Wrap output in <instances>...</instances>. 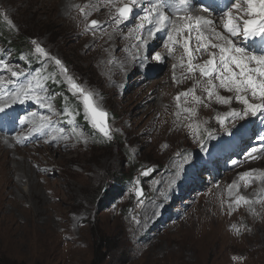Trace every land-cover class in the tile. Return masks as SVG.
<instances>
[{"label": "rangeland", "instance_id": "1", "mask_svg": "<svg viewBox=\"0 0 264 264\" xmlns=\"http://www.w3.org/2000/svg\"><path fill=\"white\" fill-rule=\"evenodd\" d=\"M69 1H54L58 25L32 17V0H0V28L7 27L8 36L0 32V52H8L10 41L24 39L29 59L51 70L73 100L59 109V95L38 87L10 52L0 61V106L5 107L0 112V264H264V203L259 202L264 198V113L225 118L245 109L235 93L217 87L231 103H218L215 95L208 99L206 77L198 69L189 71L184 51L185 39L198 36L195 24L180 37L169 27L153 29L149 36L152 26L136 27L155 0L130 5L132 13L120 23L116 9L129 0L114 5L97 0L93 18L75 20L69 18L77 0ZM228 2L220 0L219 8ZM63 4L71 8L62 15ZM216 5L190 0L188 8L216 16L215 31L240 45L239 37L224 30ZM162 10L175 26L189 23L180 18L186 9L175 7L177 15L169 7ZM233 14L242 12L233 9ZM108 26L117 27L110 31ZM169 32L174 41L168 40ZM201 32L219 41L204 25ZM37 45L47 56L36 52ZM98 45L103 47L95 52ZM194 49L193 43L194 66L215 53L208 48L194 60ZM125 70L121 84L108 82L119 80ZM66 77L90 91L107 112L111 139L86 118ZM28 89L32 92L25 97ZM193 89L201 102L182 95ZM35 95L46 103H37ZM54 138L57 142H51ZM252 148L257 151L249 156ZM248 172L252 177L241 179ZM239 196L252 203L237 206Z\"/></svg>", "mask_w": 264, "mask_h": 264}, {"label": "snow or ice", "instance_id": "2", "mask_svg": "<svg viewBox=\"0 0 264 264\" xmlns=\"http://www.w3.org/2000/svg\"><path fill=\"white\" fill-rule=\"evenodd\" d=\"M106 2L114 5L116 0H106ZM176 3L181 9H186L190 5V0H176ZM242 3L245 6L243 9H241V0H230V2L224 5L223 9H220L219 5H216L217 9L220 11L221 19L224 20V30L229 33L231 37H239L241 40L240 45L234 43L232 39H229L223 33L216 32L214 27H210L213 25V21L205 19L204 17H193L185 14L180 18L189 23L185 24L180 29H176L174 22L162 10L165 7L171 6L167 3V0H155L149 8L144 10L143 16L140 17L141 23L136 26L138 29H143L145 23L152 26L149 29V34L151 35L153 29L159 32L162 28L169 27L173 31L181 32L184 30H191L193 24H195V30L198 33L197 39H204V43L197 48V51H199L200 48H204L205 50L208 48H218L219 57L217 59L215 53H209L210 59L205 61L202 65L194 66L191 63L192 52L189 50L187 39H185L184 51L189 57V71L198 69L200 74L206 77L204 91L207 93L208 99H211L215 95L218 103H231L230 98L219 95L217 87L235 93V99L237 102L245 105V109L243 112L238 113L233 110L225 114V118L231 116L234 120L237 118L244 119L249 115L256 116L257 113H264V0H242ZM137 4L138 0H129V2L123 4L122 7H118L116 9V22L120 23L121 20H127L133 11L130 5ZM233 9L240 10L242 15H234ZM80 11L83 12L84 9L81 8ZM205 11H207V9H205ZM97 25L98 21L93 20L91 22L92 27H96ZM201 25L210 27V31L214 34V37L223 41V44L209 43L201 32ZM168 40L174 41L171 32H169ZM169 51L171 52L173 49L170 48ZM36 52L42 56H47V53L39 45L36 46ZM153 59L159 61L161 57L155 55ZM55 63L60 66L62 73H67V69L63 67L59 60H55ZM4 68L7 69V65H4ZM234 69H238L239 71H234ZM12 75L17 76L18 73L12 72ZM66 78L73 95L77 97L80 104L83 106L86 118H89L92 124L101 133L107 136L108 139H111L110 130L106 127L107 112L97 105L90 91H87L77 84L71 77ZM214 80L219 81L218 86L214 83ZM31 92L32 89H28L23 95L27 97ZM190 94L193 95L196 102H201L200 97L194 95V89L182 93L185 97ZM249 96L252 100H258L259 103L250 102ZM46 99L47 98L41 99L39 95H35L37 103L44 104L46 103ZM177 99H179V97H177ZM0 100H4L3 95H0ZM14 102H16L15 99L12 101H5V105L10 106V104ZM20 102L23 101L21 100ZM49 108H51L50 105ZM4 111L5 107L0 106V112ZM217 119L220 123L224 122V118L218 117ZM261 140H264V136H261ZM256 151V148H252L249 156ZM232 163L233 165H237L238 162L232 161ZM149 171L151 170H145L142 174L148 175ZM245 176L251 178L252 172L242 174L241 179ZM177 177H179V172H177ZM247 182H251V180ZM234 187H236L235 184L231 185L230 189ZM259 202L264 203V198ZM235 203L239 206L241 203L250 204L252 202L244 196H239Z\"/></svg>", "mask_w": 264, "mask_h": 264}, {"label": "bare ground", "instance_id": "3", "mask_svg": "<svg viewBox=\"0 0 264 264\" xmlns=\"http://www.w3.org/2000/svg\"><path fill=\"white\" fill-rule=\"evenodd\" d=\"M33 2H32V4H31V7H29L28 8V11H29V14L32 16V17H34V16H37V18H47L48 20H50V19H52V22L54 21L56 24H58V25H60L61 24V22H59L58 21V17L55 15V0H32ZM69 3H71V0L69 1ZM76 4L78 5V8H76V9H71L70 10V18H69V20L71 19V20H75L76 18H78V17H81V18H93V16H94V12H95V6H96V4H97V0H77V2H76ZM29 5V4H28ZM70 5V4H69ZM69 5H67V4H63V7L65 6V8H64V10H63V12H62V15L65 13V11H66V9L68 10V7L69 8H71ZM169 5H171L169 8H170V10L171 11H173L174 10V8L175 7H180L177 3H176V0H175V3H171V4H169ZM81 8H83L84 9V11L83 12H81L80 11V9ZM146 10V9H145ZM176 15H177V12L174 10L173 11ZM181 12H183V11H181ZM191 12H193L192 13V16L193 17H196V16H200V17H204L205 19H209V20H212L213 21V25L212 26H210V27H215V25H214V23L216 22V20H215V17L216 16H213V17H211L210 15H205L202 11H200L199 9H197V10H193L192 11V9H189V8H186V11L184 12V13H186V14H189V13H191ZM102 13H104V11L102 12ZM102 13L99 15V16H102ZM180 14H182V13H180ZM154 17H155V15H154ZM27 18V17H26ZM31 19V18H30ZM51 25H52V23H51ZM117 26H108V28L110 29V31H112L114 28H116ZM179 27V23L178 24H176V29H179L178 28ZM201 27H203V25H201ZM210 27H207V28H210ZM118 37H121V35L122 34H120V33H118V32H114ZM176 33H177V36H178V34H179V37L182 35L181 34V32L179 33L178 31H176ZM35 35H36V33H35ZM146 35H148L149 36V32H147V34ZM154 35V34H153ZM37 36H38V34H37ZM204 36V38H206L207 40H208V42L209 43H211V44H223V41H221V40H219V41H215V40H213V39H211L209 36H206V35H203ZM152 38V37H151ZM38 41H40V42H42V38L40 37V38H38L37 39ZM36 40V41H37ZM96 40V39H95ZM145 40H147V39H145ZM145 40H144V42H145ZM148 41H149V39H148ZM43 42H46V40L44 39L43 40ZM189 45H188V47H189V49H190V46L194 43V47H195V49H194V56H193V59L194 60H198L199 58H200V55H199V52H201V51H204L205 49L204 48H200V50L199 51H197V48L200 46V45H202L203 43H204V39H201V40H198L197 39V35L194 33L192 36H190L189 37ZM45 44V43H44ZM175 44V43H174ZM180 43H178V42H176V46H178ZM146 45V44H145ZM87 46H88V44H87ZM103 46L102 45H98V47L95 49V52H97L98 50H100L101 51V49L100 48H102ZM142 48V47H141ZM177 49V48H176ZM213 50H214V52H215V54L217 55V54H219V49L218 48H212ZM138 50H140V49H138ZM210 49H208V51H209ZM133 51V50H132ZM139 54V53H138ZM134 55L135 54H132V56L134 57ZM131 56V55H130ZM129 56V57H130ZM136 56H138V55H136ZM129 60V59H128ZM131 60H133V59H131ZM136 60V59H135ZM139 60V59H138ZM144 61H145V59H144ZM143 61V62H144ZM135 62V61H134ZM134 62H127V63H125V66L127 67V66H130L131 64H134ZM139 62H142L141 61V59H140V61ZM145 64V63H144ZM192 64L194 65V63L192 62ZM138 65V64H137ZM142 65V64H141ZM123 67V66H122ZM143 67V66H142ZM126 72H125V74H121V77H120V79L119 80H113V81H111V80H109L108 82L110 83V84H114V85H119V84H121L125 79H126V77H127V70H125ZM129 72V71H128ZM119 77V76H118ZM188 105V104H187ZM188 107H191L190 105L188 106ZM189 109V108H188ZM205 109V108H204ZM201 114L202 115H206V112L205 113H203V112H201ZM57 142V140L54 138L51 142ZM61 142V141H60ZM58 144V143H57ZM19 188V187H18ZM24 191H26V188H24ZM15 204H16V202H15ZM13 206H14V204H13Z\"/></svg>", "mask_w": 264, "mask_h": 264}, {"label": "trees", "instance_id": "4", "mask_svg": "<svg viewBox=\"0 0 264 264\" xmlns=\"http://www.w3.org/2000/svg\"><path fill=\"white\" fill-rule=\"evenodd\" d=\"M7 27L1 26L0 32L1 36L8 38L5 30ZM6 46V43H4ZM8 52L1 51L0 52V61L5 62L8 59L7 53L10 52V59L15 61L19 66H21L25 71L30 72L29 75H33L35 81H37L38 87L43 86L48 89L51 94L59 95L58 107L62 109L68 105V103L72 100V97L66 91L64 84L57 85L56 79L54 78V74L51 70L44 71L42 69V65L39 62L31 61L27 54L26 42L24 39H17L15 41H10L7 45ZM23 73H25L23 71ZM73 104H75L73 102ZM80 125L82 123L78 122ZM122 183H125V180H122Z\"/></svg>", "mask_w": 264, "mask_h": 264}, {"label": "clouds", "instance_id": "5", "mask_svg": "<svg viewBox=\"0 0 264 264\" xmlns=\"http://www.w3.org/2000/svg\"><path fill=\"white\" fill-rule=\"evenodd\" d=\"M199 0H197V3H198Z\"/></svg>", "mask_w": 264, "mask_h": 264}, {"label": "water", "instance_id": "6", "mask_svg": "<svg viewBox=\"0 0 264 264\" xmlns=\"http://www.w3.org/2000/svg\"><path fill=\"white\" fill-rule=\"evenodd\" d=\"M106 127H107V124H106Z\"/></svg>", "mask_w": 264, "mask_h": 264}]
</instances>
